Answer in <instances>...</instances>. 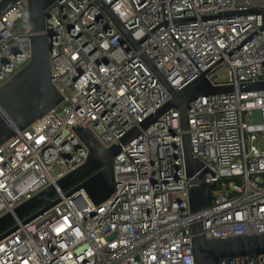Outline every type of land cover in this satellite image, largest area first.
Returning a JSON list of instances; mask_svg holds the SVG:
<instances>
[{
	"label": "built area",
	"instance_id": "built-area-1",
	"mask_svg": "<svg viewBox=\"0 0 264 264\" xmlns=\"http://www.w3.org/2000/svg\"><path fill=\"white\" fill-rule=\"evenodd\" d=\"M2 0H0L1 2ZM138 48L93 0H59L51 29L52 83L62 102L0 145V216L87 158L72 129H88L103 147L163 106L202 73L227 95L187 107L191 153L204 179L187 177L179 114L171 109L113 157L115 190L91 208L83 190L0 240V264H194L191 225L220 238L264 232V0H102ZM46 30V31H47ZM27 0L0 14V86L31 59ZM257 114V120L254 119ZM67 155V156H66ZM214 184L211 202L189 209V189ZM71 188V187H70Z\"/></svg>",
	"mask_w": 264,
	"mask_h": 264
},
{
	"label": "water",
	"instance_id": "water-1",
	"mask_svg": "<svg viewBox=\"0 0 264 264\" xmlns=\"http://www.w3.org/2000/svg\"><path fill=\"white\" fill-rule=\"evenodd\" d=\"M15 1L2 0L0 14ZM57 1L59 0H27L29 30L32 33L30 36L31 59L24 68L0 86V145L14 136L16 130L25 129L63 100L62 95L51 81L49 50L53 31L47 30L46 24V20L50 17L51 7ZM93 1L100 12L103 11L115 22L123 40L134 48H138V42L132 39L113 15L109 6L102 0ZM243 13L260 14L263 23L261 29L264 28V9L225 12L224 14L235 16ZM141 60L159 77L170 94L169 100L139 123L138 127L132 128L123 135L119 140L120 144L108 148H103L88 129L73 128V136L81 140L88 149L86 161L11 211L1 215L0 240L17 230L16 220H21L22 224L29 223L59 203L61 198L55 197L56 187L60 190L69 188L65 191L64 197H73L83 190L88 198L89 206L92 209L99 208L115 190L113 157L119 154L122 146L136 138L140 130L147 129L171 109L178 112L180 129L183 131L182 147L186 175L187 177L197 175L199 179H204L207 169H203L202 163L192 155L189 135L184 132L188 129L186 110L189 104L200 96L231 94L234 87L213 86L206 78V73H202L181 90L175 91L144 55L141 56ZM238 89L240 91H263L264 80L242 83ZM213 187L214 184L201 182L189 189L188 199L191 213H196L210 204ZM191 232L194 264H264V232L207 238L202 234L201 222H194L191 225Z\"/></svg>",
	"mask_w": 264,
	"mask_h": 264
},
{
	"label": "rangeland",
	"instance_id": "rangeland-1",
	"mask_svg": "<svg viewBox=\"0 0 264 264\" xmlns=\"http://www.w3.org/2000/svg\"><path fill=\"white\" fill-rule=\"evenodd\" d=\"M257 118H258V117H257V114L254 113V119L257 120Z\"/></svg>",
	"mask_w": 264,
	"mask_h": 264
}]
</instances>
